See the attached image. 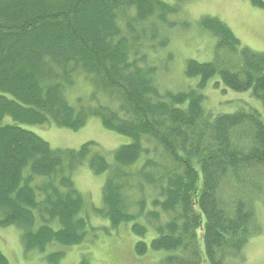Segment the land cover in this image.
Returning <instances> with one entry per match:
<instances>
[{"label":"trees","instance_id":"16d2710c","mask_svg":"<svg viewBox=\"0 0 264 264\" xmlns=\"http://www.w3.org/2000/svg\"><path fill=\"white\" fill-rule=\"evenodd\" d=\"M185 1L0 0V226L20 228L27 251L59 246L44 257L58 264L63 248L85 241L87 198L73 172L87 165L108 173L94 212L114 229L156 233L136 243L137 254L163 251L165 264L244 261L262 232L264 120L256 109L213 115L202 91L219 76L264 104V51L204 15L214 59L187 61V76L201 78L196 88L162 93L149 54L169 44L178 24L170 17ZM85 86L89 95H70ZM91 117L132 138L112 152L113 164L94 141L57 149L24 126L79 130ZM0 264H8L1 250Z\"/></svg>","mask_w":264,"mask_h":264},{"label":"rangeland","instance_id":"374dc122","mask_svg":"<svg viewBox=\"0 0 264 264\" xmlns=\"http://www.w3.org/2000/svg\"><path fill=\"white\" fill-rule=\"evenodd\" d=\"M204 15L216 16L226 22L243 45L256 51H264V8L253 5L250 0H186L182 12L170 17V20L177 21L178 24L170 32L169 44L163 48L157 46V51L149 54L151 64L157 67L156 84L162 93L196 88L201 78L187 76V61L194 59L207 62L214 59L216 38L199 24ZM227 58L236 59L234 55ZM202 92L206 96L204 108L213 115L232 113L243 108L256 109L264 120V104L261 100L254 97L251 91L237 92L229 89L219 76L212 78ZM89 93L90 87L85 86L70 95L76 97L78 94ZM7 121L12 122V119L8 118ZM24 126L57 149H77L86 142L94 141L108 154L112 164V152L121 145L132 142V138L106 129L97 117H91L79 130L54 124ZM107 175L108 173L97 175L87 165L73 172L77 188L87 198L88 233L83 243L63 248L66 254L58 264H79L83 257H88L90 264L165 263L163 251L153 252L149 249L144 255L136 253L135 245L139 240L149 243L156 237L152 230L149 229L142 238L128 226L122 225L119 229H114L107 218L93 211V208H102V189ZM136 208L135 205L132 207L134 211ZM258 210L262 232L252 237L246 245L242 264H264V205L260 204ZM58 247H50L46 254L59 249ZM0 250L7 257L8 264H50L44 259L45 252L25 249L22 231L16 226H0ZM201 257H204L203 253ZM200 264L210 263L203 259Z\"/></svg>","mask_w":264,"mask_h":264},{"label":"flooded vegetation","instance_id":"af4514ba","mask_svg":"<svg viewBox=\"0 0 264 264\" xmlns=\"http://www.w3.org/2000/svg\"><path fill=\"white\" fill-rule=\"evenodd\" d=\"M161 264H165V263H161Z\"/></svg>","mask_w":264,"mask_h":264}]
</instances>
